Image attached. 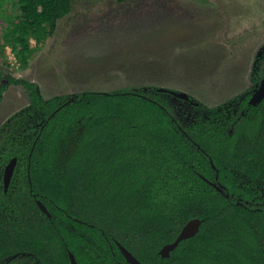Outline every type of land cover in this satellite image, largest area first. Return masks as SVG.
Segmentation results:
<instances>
[{
	"label": "trees",
	"instance_id": "trees-1",
	"mask_svg": "<svg viewBox=\"0 0 264 264\" xmlns=\"http://www.w3.org/2000/svg\"><path fill=\"white\" fill-rule=\"evenodd\" d=\"M8 1L0 0L1 43L26 66L31 40L47 42L76 3L93 0H16L20 15ZM10 83L24 88L30 107L0 130V264H70L68 251L78 264H128L116 242L142 264H264V211L239 204L252 197L240 174L264 173V102L249 106L252 92L238 115L205 109L186 127L158 89L46 100L30 81ZM217 176L224 194L206 182ZM195 219L203 222L197 236L163 259Z\"/></svg>",
	"mask_w": 264,
	"mask_h": 264
},
{
	"label": "rangeland",
	"instance_id": "rangeland-1",
	"mask_svg": "<svg viewBox=\"0 0 264 264\" xmlns=\"http://www.w3.org/2000/svg\"><path fill=\"white\" fill-rule=\"evenodd\" d=\"M5 7L20 15L16 0ZM0 130L30 107V81L46 100L84 92L166 89L209 108L239 103L264 75V0H93L79 2L39 45L26 66L1 43ZM240 97V98H239ZM174 115L190 126L198 111L171 98ZM68 150L60 152L62 169Z\"/></svg>",
	"mask_w": 264,
	"mask_h": 264
},
{
	"label": "water",
	"instance_id": "water-1",
	"mask_svg": "<svg viewBox=\"0 0 264 264\" xmlns=\"http://www.w3.org/2000/svg\"><path fill=\"white\" fill-rule=\"evenodd\" d=\"M159 93H168L171 94L172 96H174L176 99L179 100H184L186 102L190 101L189 96L186 93H176V92H170L164 89H159L158 90ZM264 100V80L262 81L260 88L258 89V91L254 94L252 100H251V104L256 106L259 103H261ZM196 106H198V104H195ZM211 164L212 167L214 168V170L216 169L213 160L211 159ZM18 165V159L15 158L13 159L8 166L5 169L4 172V185H5V191L8 192L9 186L12 182V179L14 177L16 168ZM209 184H211L213 187H215L217 189V191L221 194H224L225 190L224 187L221 185H217V184H213L208 182ZM38 206L40 207V209L42 210L43 213H46L48 216V210L47 208L43 205V203H41L40 201H38ZM203 222L199 219H195L190 221L182 230L181 234L179 235V237L177 238V240L170 245L165 246L161 252H160V256L163 259H168L171 257L172 252H174L179 245L186 240H190L193 239L197 236V234L200 232L201 227H202ZM117 247L119 248V250L121 251L122 255L124 256V258L126 259V261L129 264H142L131 252H129L123 245H121L120 243L116 242ZM70 259H71V264H77L75 255L70 253Z\"/></svg>",
	"mask_w": 264,
	"mask_h": 264
},
{
	"label": "flooded vegetation",
	"instance_id": "flooded-vegetation-1",
	"mask_svg": "<svg viewBox=\"0 0 264 264\" xmlns=\"http://www.w3.org/2000/svg\"><path fill=\"white\" fill-rule=\"evenodd\" d=\"M260 76H262V74H258L257 75V78L254 80V84H253V89L251 90H249L247 93H245L244 95H248L249 94V92L251 93L252 92V96L250 97V100H249V106H253V107H256V106H259V105H261L263 102H264V100L261 102V103H259L258 105H256V106H254V105H252L251 104V100H252V98H253V96H254V94L258 91V89L260 88V85H261V83H262V81L264 80V78L261 80V82L259 83V84H256L255 82L259 79V78H261ZM159 90V89H158ZM164 90H166V89H164ZM167 91H169V90H167ZM170 92H172V91H170ZM176 93H178V92H176ZM164 94H168V93H164ZM170 96H171V98H175L174 96H172L171 94H169ZM188 95V94H187ZM244 95L241 97V101L239 102V103H228V104H224V105H221V106H218V107H215V108H209V107H205V106H203V105H201L200 103H198V102H194L193 100H192V98L189 96V98H190V101H188L187 102V104H189L192 108H194V109H196L197 111H198V113H197V116L199 115V117H198V119H196L194 122H192V124L191 125H193V124H195V123H197L198 122V120L200 119V117L203 115L204 117H205V114H201V111L202 110H205V109H220L222 106L223 107H226V111H227V113H228V119L231 117L230 115L231 114H234V115H238V112L240 111V103L242 102V100L244 99ZM240 98V97H239ZM176 99V98H175ZM177 100H179V99H177ZM179 101H184V100H179ZM184 102H186V101H184ZM195 104H198V106H196ZM242 114L244 115V112L242 111ZM183 124V123H182ZM190 125V126H191ZM183 126H185L184 124H183ZM186 127H189V126H186ZM229 134L230 135H233L234 134V132H232V131H230L229 132ZM244 149H245V151L247 150V148H245L244 147ZM258 151H261L262 152V148H258ZM236 174V171L234 170V175ZM262 174V176H260L259 178H256V179H252V177L248 174V172L247 171H245L244 173H242V174H240V178H241V186L246 190V191H250V192H252V197L250 198V200H244V199H242V198H240V201H243L242 203L241 202H239V204L240 205H242V206H245V207H247V206H249V207H255V208H257L258 210H263L264 211V173H261ZM218 180H219V177L217 176L216 177V183H214V182H210V181H208V180H206V182L208 183V182H210V183H213V184H217V185H221L219 182H218ZM209 184V183H208ZM211 185V184H210ZM212 186V185H211ZM222 186V185H221ZM224 187V186H223ZM215 188V187H214ZM217 190V189H216ZM224 190L226 191L227 189L224 187ZM221 194V193H220ZM254 194V195H253ZM228 198H231V197H234V195H232V196H227ZM41 202V201H40ZM37 203H38V201H37ZM42 203V202H41ZM44 205V204H43ZM45 206V205H44ZM46 207V206H45ZM47 208V207H46ZM48 210V209H47ZM48 213H49V215L50 216H48L46 213H44V214H46L49 218H52V215L50 214V212L48 211ZM0 217H1V213H0ZM74 221H76L75 219H73ZM70 253H72V252H70V251H68V256H69V259H70ZM73 254V253H72ZM16 258H18V256H14L13 258H10L9 259V261L11 260V259H16ZM76 258V257H75ZM76 261H77V259H76ZM128 263V262H127ZM34 264V263H33ZM36 264V263H35ZM70 264H71V259H70ZM77 264H78V262H77ZM129 264V263H128Z\"/></svg>",
	"mask_w": 264,
	"mask_h": 264
}]
</instances>
